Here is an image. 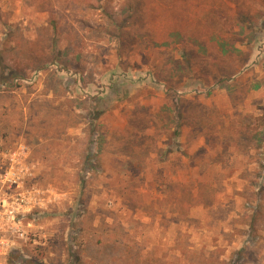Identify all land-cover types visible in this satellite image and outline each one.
I'll list each match as a JSON object with an SVG mask.
<instances>
[{
  "label": "rangeland",
  "instance_id": "374dc122",
  "mask_svg": "<svg viewBox=\"0 0 264 264\" xmlns=\"http://www.w3.org/2000/svg\"><path fill=\"white\" fill-rule=\"evenodd\" d=\"M23 146L52 204L12 264H264V0H0Z\"/></svg>",
  "mask_w": 264,
  "mask_h": 264
},
{
  "label": "built area",
  "instance_id": "2783aa9c",
  "mask_svg": "<svg viewBox=\"0 0 264 264\" xmlns=\"http://www.w3.org/2000/svg\"><path fill=\"white\" fill-rule=\"evenodd\" d=\"M30 150L25 146L1 152L0 164V264H12L21 244L32 240L33 220L52 204L35 179Z\"/></svg>",
  "mask_w": 264,
  "mask_h": 264
},
{
  "label": "trees",
  "instance_id": "16d2710c",
  "mask_svg": "<svg viewBox=\"0 0 264 264\" xmlns=\"http://www.w3.org/2000/svg\"><path fill=\"white\" fill-rule=\"evenodd\" d=\"M41 70V69H39ZM23 78L20 77L18 74H13L12 77L9 78V80H12L10 83L9 81H7L8 79H6L3 84L7 87V88H11V87H20L21 85V80Z\"/></svg>",
  "mask_w": 264,
  "mask_h": 264
}]
</instances>
